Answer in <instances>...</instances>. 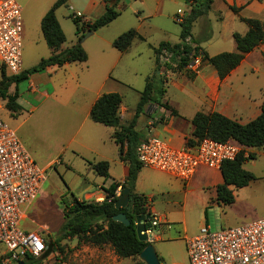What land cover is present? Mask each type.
<instances>
[{
  "label": "crops",
  "instance_id": "0c3cea01",
  "mask_svg": "<svg viewBox=\"0 0 264 264\" xmlns=\"http://www.w3.org/2000/svg\"><path fill=\"white\" fill-rule=\"evenodd\" d=\"M17 1L22 6L25 26L27 27V24L30 23L41 27L43 17L57 0ZM121 1L117 6L120 12L124 7ZM142 2L146 18L158 15L163 10L164 0H142ZM63 6L71 7L72 14L81 17L84 23H92L106 11L105 0H68L67 4ZM223 8L229 11L230 40H222L221 34L217 35L212 29H209L207 22L209 14L200 17L192 29L194 39L197 37L200 40L208 39L207 42L200 43V46L211 57L223 52L236 51L237 46L233 36L235 33L245 35L249 31L247 19H257L264 24V0H214L210 11L217 9L221 13ZM59 9L56 11V16L63 29ZM183 12L187 13L189 10L186 9ZM177 17L178 13L175 14L176 21H178ZM141 27L142 25L137 28L138 30L134 29L141 38L134 39L132 45L125 52H120L113 47L115 38L108 41V45L112 47L107 51L103 49L100 53L97 51L99 47L83 45L88 55L86 62L48 67L44 71L30 76L29 80L24 82L26 83V86L23 85L24 90H21V84L17 88L12 85L9 89L11 95H14L17 90L18 99L28 106L27 118L37 113L41 117L42 115L51 116L55 112L58 114V110L61 109L69 110V113L63 115V123L72 125V128L67 129L56 143L55 155L58 157L54 164H63L65 160L70 162L73 157L81 159L84 171H79L84 175L81 186L85 200L103 202L106 199L105 189L109 188L113 182L123 183L128 175L129 166L120 159L119 147L112 137L115 128L95 123L90 115L93 105L102 95L118 93L122 97L120 107L122 125L128 126L134 120L146 80L155 70L154 67L152 74H146L140 72L141 70H138L135 65L133 68L127 66L128 64L131 66L130 63L136 62L138 59V57H127L131 54L136 42L146 41V34ZM208 31L210 34H207ZM98 32L99 29H96L92 36L97 35L102 38ZM162 42L177 44L180 42V37L176 42H171L168 39L163 40L154 49L158 48ZM73 45L75 42H68L66 35V42L62 45L61 50L71 48ZM210 49H214L216 52L211 54ZM219 49L223 50L220 52ZM90 51H93L94 57H91ZM51 54L52 50L50 49ZM121 65H124L123 71L120 70L115 75L116 69ZM139 77L145 83L143 90L136 88L135 83H141ZM171 83H173L172 88L168 91ZM173 89L181 96L180 101L173 96ZM162 103L167 104L169 109L163 106H150L146 113L141 114L137 119L136 130L142 133L143 140L150 135L162 136L174 148L187 146V139L192 136L194 129L192 120L199 112L219 113L243 125L255 120L260 116L264 105V43L249 53L242 63L224 79H221L214 67L208 64L200 68L193 80L183 74L170 73ZM4 109H6L5 102L0 99V111ZM24 112L23 109L16 119L22 118L25 115ZM9 114L11 115L10 112ZM247 152L255 154L257 158V155L264 153V148L260 150L248 149ZM102 161L108 162L110 166V177L107 179L98 176L90 165V162ZM141 171L136 181L135 191L144 195L140 192ZM113 173L119 174L116 176L117 174ZM253 182L239 190L234 189L235 198L236 193L239 194L243 189L250 188L253 186ZM222 183L221 171L201 168L188 186L202 184L212 187L216 200V188ZM39 195L35 202L26 208L25 218L22 221V227L26 231L38 233L39 222L35 216L39 215L37 209L41 206L39 204L42 201L39 200ZM120 195L121 187L117 190V196ZM75 196L81 199L77 195ZM151 212L160 217L162 225L168 223L167 214L159 212L156 206L152 205ZM160 239L161 237L158 236L155 241ZM62 243L66 245V254L69 255L71 261L69 263L68 260L65 264H139L140 262L139 257L120 258L111 245L98 247L80 244L77 237L63 240ZM4 252L5 248L2 255ZM52 256L53 253L45 258V263ZM161 264L166 263L162 260Z\"/></svg>",
  "mask_w": 264,
  "mask_h": 264
},
{
  "label": "trees",
  "instance_id": "16d2710c",
  "mask_svg": "<svg viewBox=\"0 0 264 264\" xmlns=\"http://www.w3.org/2000/svg\"><path fill=\"white\" fill-rule=\"evenodd\" d=\"M121 0H105V13L92 23H84L81 17L70 15L76 25L77 44L71 48L61 50L66 42V35L57 19L56 11L68 0H57L52 8L46 13L41 21V31L52 54L41 61L33 68L23 71L18 76H8L2 70L0 80V99L5 102V108L12 117L17 118L23 107L19 102L18 93L11 95L9 89L12 85L16 88L29 80L30 76L44 71L51 66H64L75 62H86L88 55L83 48L82 39L93 26L96 29L104 28L114 22L121 12L117 9ZM191 9L185 13L180 21L181 34L180 42L171 44L162 42L155 52V70L146 80V86L141 93L134 120L124 126L121 123L120 107L122 97L118 93L102 95L91 109V119L95 123L115 128L112 137L119 147V157L129 166V171L123 183L113 182L105 189L106 199L101 202L79 200L73 193L70 199H61L63 207L64 223L54 242H47L48 250L44 259L57 251V247L66 239L78 238L80 244L103 247L111 245L117 256L120 258H138L140 253L147 247V243L141 242L136 233V218L148 214V197L136 193L135 186L138 175L143 165L136 156V148L143 135L136 130V121L145 114L150 106H163L169 109L167 104L162 103L165 94V87L168 83L167 72L172 74H183L193 80L198 71L188 68L196 58L201 59L200 68L208 64L214 67L221 79L226 78L235 70L246 56L264 43V24L257 19H247L249 31L245 35L234 34L237 49L235 52H223L216 56H209L200 46V41L194 39L192 29L195 22L206 16L211 9L214 0H189ZM136 38H141L137 31L131 29L113 41V47L120 52H125L132 45ZM165 54L167 60H163ZM199 70V69H198ZM194 127L192 136L187 139L186 145L196 146L205 138L219 142L235 140L244 149L234 161H227L222 165L221 173L223 183L216 188L217 203L223 206H230L235 203L234 189H241L255 180L253 173L244 168V164L256 158L255 154L246 155L248 149L264 148V105L258 118L248 124H240L219 113L199 112L192 120ZM92 169L98 176L109 178L108 162H90ZM121 187V194L125 188L130 189V201L126 208L116 209L115 202L119 198L117 190ZM68 196V195H66ZM65 196V197H66ZM125 213L130 221L126 226L114 220V216ZM4 255L0 256V264ZM162 262V259L160 258ZM24 264H42V260L28 257ZM139 264H145L140 260Z\"/></svg>",
  "mask_w": 264,
  "mask_h": 264
},
{
  "label": "rangeland",
  "instance_id": "374dc122",
  "mask_svg": "<svg viewBox=\"0 0 264 264\" xmlns=\"http://www.w3.org/2000/svg\"><path fill=\"white\" fill-rule=\"evenodd\" d=\"M121 3L124 5L121 15L109 26L99 29L98 35H102V38L97 35L90 36L82 44L86 47H99L97 49L99 53L103 49L107 51L112 47L108 45L109 40L116 39L121 34L142 25L146 41L136 42L131 54L127 57H138V59L136 62H131V66L129 64L127 66L131 68L136 66L138 70H141L140 72L152 74L155 67L154 47L163 40L178 41L181 26L176 21L175 14L179 13V9L181 11L190 10L189 0H164L163 10L158 15L148 18H146V14L144 15L142 0H122ZM72 12L71 7L63 6L59 9V16L68 42L73 41L77 44L76 25L70 18ZM208 14L209 29H212L217 35L221 34L222 40H230L229 11L223 8L220 13L214 9ZM23 23L22 65L26 71L36 66L41 59L48 58L50 48L43 38L40 25L28 23L26 27L25 22ZM207 34L210 32L208 31ZM197 39L201 44L208 41V39L200 40L199 37ZM221 50L223 49H219L220 52ZM213 52L216 51L210 49V53ZM91 57H94L93 51ZM123 69L124 65L119 66L114 74H118ZM1 75L0 69V80ZM139 81L141 83H135L136 88L143 90L145 83L140 77ZM172 84L168 91L172 88ZM23 85L26 86V83L21 84V90H24ZM173 91V96L180 101L181 96L175 89ZM19 101L25 111L22 118L18 120L12 117L6 109L0 111V117L17 131L21 142L30 151L38 166L47 174V181L39 195V200H42L39 204L41 206L37 209L39 215L35 217L39 222L37 232L42 235L46 243L54 242L64 223V205L61 203V199H70L71 194L74 193L81 198L79 200H85L81 186L84 175L79 171H84L83 162L81 159L73 157L71 163L65 160L63 164H54L58 157L55 155L56 143L67 129L72 128V125L63 123V115L69 113L68 109L58 110V114L55 112L51 116L42 115L39 117L37 113L27 118L28 106L21 99ZM160 138L165 140L162 136ZM248 154L250 153L246 152V155ZM68 157L70 156L68 155ZM245 168L255 176L253 186L243 189L239 194L236 193V201L230 206L217 203L212 187L202 184L188 186L189 183L158 169L151 167L142 169L140 192L148 197V204L151 208L154 205L159 212L167 214L168 223L160 224L152 229L156 237H161L152 245L164 263L189 264L186 240L198 235L204 226H209L212 232H217L264 217V153L248 161ZM113 174L118 176L119 173ZM59 247L61 248L57 247V251L46 262L47 264H65L68 260L71 263L69 255L66 254V245L61 242ZM3 250L4 247L0 244V256Z\"/></svg>",
  "mask_w": 264,
  "mask_h": 264
},
{
  "label": "built area",
  "instance_id": "2783aa9c",
  "mask_svg": "<svg viewBox=\"0 0 264 264\" xmlns=\"http://www.w3.org/2000/svg\"><path fill=\"white\" fill-rule=\"evenodd\" d=\"M186 12L179 10L177 20ZM22 6L17 0H0V69L8 76H18L22 65ZM165 54L162 56L163 60ZM198 64V65H197ZM198 57L188 68L200 70ZM199 69V70H198ZM197 72V73H198ZM167 72V78L169 74ZM244 147L235 140L219 142L205 138L196 146L174 148L156 135L139 143L136 156L143 167L165 172L190 183L201 168L221 171L227 161H234ZM47 174L21 142L17 131L0 117V244L5 248L2 264H20L28 257L42 260L48 245L41 234L22 227L26 208L37 199L47 181ZM145 222L147 244L156 236L153 228L161 224L151 212ZM189 264H264V217L247 224L212 232L204 226L200 233L186 240Z\"/></svg>",
  "mask_w": 264,
  "mask_h": 264
},
{
  "label": "water",
  "instance_id": "95a60500",
  "mask_svg": "<svg viewBox=\"0 0 264 264\" xmlns=\"http://www.w3.org/2000/svg\"><path fill=\"white\" fill-rule=\"evenodd\" d=\"M96 30V27L93 26L92 29L86 33L83 37L82 42L88 39L93 35V32ZM130 201V189L125 188L122 194L119 196L117 201L115 202L116 209L120 210L126 208ZM150 218L149 215H141L136 218V233L137 237L141 242H147L148 236L145 234L146 225L145 222ZM114 220L120 222L126 226L130 225V221L127 218L125 213H120L114 216ZM139 258L145 264H161L160 257L152 244H148L147 247L140 253ZM24 264V263H20Z\"/></svg>",
  "mask_w": 264,
  "mask_h": 264
},
{
  "label": "bare ground",
  "instance_id": "6f19581e",
  "mask_svg": "<svg viewBox=\"0 0 264 264\" xmlns=\"http://www.w3.org/2000/svg\"><path fill=\"white\" fill-rule=\"evenodd\" d=\"M24 263V262H23Z\"/></svg>",
  "mask_w": 264,
  "mask_h": 264
}]
</instances>
